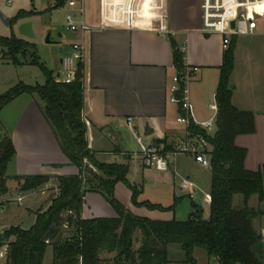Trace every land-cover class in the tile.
<instances>
[{
    "label": "crops",
    "instance_id": "0c3cea01",
    "mask_svg": "<svg viewBox=\"0 0 264 264\" xmlns=\"http://www.w3.org/2000/svg\"><path fill=\"white\" fill-rule=\"evenodd\" d=\"M26 1L31 7L35 2H44L46 9L39 14L50 13L53 10V0ZM201 2L202 0L84 2L83 19L90 30L76 33L78 41L75 43H82L85 49V59L82 63L81 116L86 126L87 147L99 162L127 163L129 165L127 179L140 189L144 176L149 175L152 169L138 159L136 155L138 146L133 132L140 136L145 144H152L157 148L160 146L161 149L164 142L174 146L186 135V127L178 122V107L169 100V87L175 73L171 41L183 49L184 64L197 68L185 86L194 123L207 122L216 116V111L211 109V105L215 104L214 95L225 49L221 44V36L200 31ZM63 7L65 6L58 8ZM260 30L261 33L248 36H264V29L260 27ZM239 52L236 37L233 50L234 66L229 78V86L232 85L231 103L239 110L253 113L255 130L251 134L238 135L234 143L246 150L244 167L256 171L264 165V75L256 80L250 77L245 82H235L233 76L236 69V54ZM60 59L59 63L62 65L65 59ZM53 75L57 77L60 73L53 71ZM24 94L27 93L20 94L12 101L18 100ZM22 98L25 99H21L18 116L7 134L12 140L15 155L11 159L12 172L7 174L6 167V175L8 177L39 175L46 176L49 180L45 185L30 191H21L20 181L13 178L7 180L8 192L0 197V206L6 207L7 215L10 214L13 221L3 222L5 216L0 217V234L11 226L28 229L35 220V214H30V211L34 208L40 209L44 202L47 203V207L49 195L57 192V177L78 173V169L70 164L61 151L56 137L41 113L37 99L34 96ZM129 117L132 119L130 125L132 130L127 124ZM172 158L169 159L170 163L173 162ZM134 168L138 174L133 173ZM154 172L160 180L169 181L170 171L169 175ZM184 178L195 185L193 193L196 200L191 202L200 205L197 200L202 201L203 195L209 193L210 176L207 190L201 189L199 183L189 175ZM179 182H172V190L174 199L180 200L188 195L180 192ZM52 188L54 190H51ZM113 195L117 202L133 215L149 220H171L150 219L139 214L130 204L131 192L121 182L115 184ZM18 196H23L19 202L16 201ZM23 201L29 204L20 207ZM204 204L207 210L209 204ZM247 204L250 208L262 212L253 219V226L261 234L264 244V198L259 202L256 195H251ZM200 206L204 213L205 206ZM116 216L115 210L99 193L87 192L83 197L81 218ZM12 240L10 238L8 241ZM49 250L50 247H47L43 262Z\"/></svg>",
    "mask_w": 264,
    "mask_h": 264
},
{
    "label": "trees",
    "instance_id": "16d2710c",
    "mask_svg": "<svg viewBox=\"0 0 264 264\" xmlns=\"http://www.w3.org/2000/svg\"><path fill=\"white\" fill-rule=\"evenodd\" d=\"M61 5L62 0H58L53 9ZM34 14L19 10L12 20ZM235 39L224 50L220 65L214 95L217 107L214 134L207 135L192 121L187 127L188 132L202 136L211 148L208 216L204 218L203 208L192 201L185 220L159 221L133 215L114 198V186L121 182L131 190L132 201L138 204L140 188L127 179L129 165L99 162L87 147L86 126L81 116L83 64H78L72 82L56 81L53 71L38 62L32 43L14 36H0V48L6 50L4 56L11 64H22L20 56L24 57L28 50L29 63L37 64L44 75L42 85L18 82L0 94V111L20 94L36 97L61 151L78 169L76 175L57 177V195L44 211L35 214L28 229L11 226L3 232V238L0 234V247L6 245L4 264H42L47 247L52 249L50 264H170L173 249L181 256L180 264H197L195 249L203 250L218 264H264V244L253 226V219L262 212L247 204L251 195H256L259 202L264 198V165L256 171L247 170L246 150L234 143L238 135L255 130L253 113L239 110L231 103L229 78L234 66ZM171 44L173 66L179 71L184 64L183 52L174 41ZM177 107L181 113L180 106ZM162 149L171 151L173 145L164 142ZM14 155L11 138L0 135V197L8 192L6 182L10 178L21 182V191L36 189L49 180L39 175L8 177L6 167ZM87 192L99 193L117 216L81 218ZM235 195L242 197L239 206L233 204ZM177 202L179 198L174 199L172 207ZM142 204L152 207L147 202ZM10 238L13 240L9 242Z\"/></svg>",
    "mask_w": 264,
    "mask_h": 264
},
{
    "label": "rangeland",
    "instance_id": "374dc122",
    "mask_svg": "<svg viewBox=\"0 0 264 264\" xmlns=\"http://www.w3.org/2000/svg\"><path fill=\"white\" fill-rule=\"evenodd\" d=\"M30 7L29 2L26 0H15L11 5H6L5 0H0V13L3 14L4 18L9 19L8 24H5L2 20H0V36H14L26 42L32 43L35 46L38 62L43 64L47 69L59 72L60 76H63L67 72L68 59L71 58V45L78 41L77 34L69 31L65 27L64 13L66 8H57L53 9L50 13L45 12L43 14H39L46 9L44 2H35L33 7ZM22 9H31V11L36 14L12 20L16 13ZM259 24L260 27L264 29V19L260 20ZM48 34L51 43L45 42V38ZM58 34L60 35L59 37ZM257 44L261 46H256ZM60 49L62 52H60ZM238 49L240 52L236 54V69L233 76L235 82H245L250 77L256 80L263 76L264 36H238ZM5 51V49L0 48V94L6 92L10 87L18 82L28 85H42L44 83V75L40 67L37 64L29 63V54L31 51L27 50L24 57L20 56V59L23 62L20 65L11 64L7 57L4 56ZM60 58L65 59L63 65L59 63ZM1 59L8 62L2 61ZM29 95L24 94L22 97L33 96ZM22 97L18 98V100L12 101L1 109L0 135L8 134L10 126L18 116V111L22 104L21 99H25ZM37 102L40 104L38 99ZM158 149H161L160 146ZM172 160L173 162L169 165V169L171 170L168 169L166 171H158L155 167H150L152 170L149 175L146 174L144 176L142 189H140L136 198V202L138 204L132 201L131 190L122 183V185L131 192L130 204L139 214L146 215V217L150 219L165 218L171 220H185L191 209V199L184 196L180 198L179 202H177L174 207H172L174 203L172 182L177 183V181L179 182L186 175H189L193 180H196L201 189L207 190L208 179L210 176L208 167L200 166L194 162L192 155L185 153L175 155ZM140 162L142 161L140 160ZM12 167L13 161H11L7 166V174L12 172ZM88 167L92 169V171H96L89 164ZM154 171L167 173V175L170 174V176H168L169 181L160 180ZM169 171L172 174L169 173ZM133 173L138 174L136 168H134ZM11 186H13V183ZM51 190L54 189L52 188ZM56 195L57 192L49 195V204ZM241 199L242 197L240 195H235L233 204L235 206H239L241 204ZM145 202L151 204L152 207L142 204ZM197 202L200 203V205L205 206L203 215L204 218H207L208 209L206 210V205L202 201L197 200ZM27 204H29V202L23 201L20 203V207ZM46 204L47 203L44 202L43 205L40 206V209L34 208L30 211V214H36L38 211H44L49 206L48 205L46 207ZM44 207L46 208L43 209ZM7 211L6 207L0 206V217L5 216V221L3 222H12L13 218L10 214L7 215ZM62 229L65 230V228ZM138 244L139 243L136 242L135 247H137ZM172 252L173 253L170 255V264H180L181 256L178 250L173 249ZM193 256L195 257L197 264H218L214 258L208 257L201 249H195ZM51 258L52 249L50 247L48 254L46 253L45 255L43 264H50ZM0 264H3V258H0Z\"/></svg>",
    "mask_w": 264,
    "mask_h": 264
},
{
    "label": "built area",
    "instance_id": "2783aa9c",
    "mask_svg": "<svg viewBox=\"0 0 264 264\" xmlns=\"http://www.w3.org/2000/svg\"><path fill=\"white\" fill-rule=\"evenodd\" d=\"M14 0H5L6 5H11ZM58 0H53L52 7ZM85 0H62V5L68 10L64 14V23L66 29L73 33L88 32L90 28L83 19ZM264 19V0H202L201 2V28L200 31L205 34H218L221 36V44L226 49L233 37L248 36L261 33L260 20ZM233 25L231 26V24ZM71 58L68 59L67 72L63 76H57L56 81L70 83L74 80L78 69V64L83 63L85 59V49L82 43H73L71 45ZM183 52V49H180ZM65 62V61H64ZM62 63V65L64 64ZM197 71L196 67L182 65L179 71L175 70L169 87V100L180 106L178 122L186 127L185 137L173 146V149L164 152L152 144H145L142 138L135 136L138 151L136 155L147 167H155L158 171L168 170L170 158L177 154L185 153L193 156L194 160L202 167H209L210 160L208 152L210 145L200 135H193L188 132L187 127L192 119L191 105L187 101L185 86ZM83 84V80H82ZM180 84L183 87H180ZM180 94V97H178ZM211 109L217 112L216 104L211 105ZM216 117V116H215ZM215 117L207 122L196 124L207 135H213L215 131ZM131 118H127V124L132 130ZM195 185L187 178H182L179 182L180 192L187 194L195 201L193 193ZM23 196H18L16 201H21ZM210 194L203 195V202L210 203ZM6 253V245L0 247V258Z\"/></svg>",
    "mask_w": 264,
    "mask_h": 264
},
{
    "label": "water",
    "instance_id": "95a60500",
    "mask_svg": "<svg viewBox=\"0 0 264 264\" xmlns=\"http://www.w3.org/2000/svg\"><path fill=\"white\" fill-rule=\"evenodd\" d=\"M0 20H2L3 23H5V24H8V23H9V19L4 18L2 13H0ZM232 25H233V23L231 24V26H232ZM59 36H60V35L58 34V37H59ZM45 42H46V43H51V40H50L49 34L46 36V38H45ZM60 52H62L61 49H60ZM60 62H62L61 59H60ZM231 88H233V87H231ZM1 237L3 238V233H1Z\"/></svg>",
    "mask_w": 264,
    "mask_h": 264
}]
</instances>
